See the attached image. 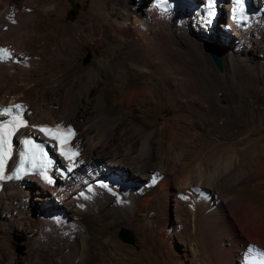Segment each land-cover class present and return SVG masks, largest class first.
Returning a JSON list of instances; mask_svg holds the SVG:
<instances>
[{
	"label": "rangeland",
	"instance_id": "rangeland-1",
	"mask_svg": "<svg viewBox=\"0 0 264 264\" xmlns=\"http://www.w3.org/2000/svg\"><path fill=\"white\" fill-rule=\"evenodd\" d=\"M96 1L99 0H56V7L50 16L47 17L46 14L42 16L39 13L33 16L27 15L25 19L29 28L28 31L27 28L23 31L25 37L20 47L14 48L8 43L12 35L11 38H9L10 34L4 35L5 25H1L0 52L3 54L0 53V56L8 62L13 60L16 63L13 66L20 69L15 80L9 75L7 85L14 86L17 92H22L30 99L46 88L55 98L59 97L58 106L61 108L68 88L74 85V75L81 74L84 78L85 70L98 64L100 57L109 47V43L105 41V35L109 32L107 26L102 29L103 32L101 30L91 35L85 30L91 16L90 8ZM148 2L146 0L147 4L150 3ZM256 2L259 9L264 4V0H256ZM1 4V15L11 14L14 10L16 12L29 10L31 5L40 12L42 9L40 0L33 2L32 0H1ZM100 6L103 12L112 7L109 0H104ZM262 10L264 13V8ZM197 12L199 11L196 10ZM190 15L188 16L193 18L192 24H197V27L204 32L205 30L194 18L195 13ZM18 19L21 21L22 18L16 15L15 20ZM93 21L102 22L98 17H94ZM72 26L75 34L74 31L64 29ZM219 26L220 24L215 29L221 30ZM235 30L231 26L230 38H228L231 44L233 41L236 44L240 42L237 35L232 34ZM260 33L262 42H259L251 53L255 57L254 60L261 64V71H257L253 79L247 83L238 80L231 85L229 81L224 80L220 87L212 83L213 92L219 97L216 95L215 100H211L208 105L200 104L192 89H188L187 93L178 95V103L168 102L167 98L159 104L149 101L150 107H144L142 109L145 111L141 110L136 114L127 112L123 108L111 107L117 130L116 143L119 146L117 158L128 165L122 164V169L116 171L109 170L115 174H122V180L104 181L113 185L130 184L134 193L137 191L139 196H148L157 200L154 205L150 204L146 206L147 208L138 210H135L136 207L133 205L127 214H124L117 205V196L109 195L102 198L97 212H87L88 214L81 216L77 214L76 202L71 195L75 194L76 189L81 192L86 188L85 183L74 186L76 182L69 181L68 185L64 184L68 191H60V196L54 195L59 202L51 200L50 209L60 213L61 221L67 219L70 221L74 234L78 232L76 231L78 228L73 230L75 226L79 227L81 232H85L86 237L89 238L85 252L75 253V246L79 251V244L75 242L74 234L71 235L72 237L64 234L42 237L38 240L37 237H40L42 231L39 222L29 226L27 219L14 218L7 221V225H3L5 230L0 235V264H8L11 261L14 264H216L211 250L217 247V243L222 244L224 249L223 243L228 247L231 240H235L237 244L233 250L234 264H246L245 254L250 253L249 249L264 255V33L262 32V35ZM8 52L10 55L7 56ZM120 57H116L117 60L121 59ZM50 58L61 59L54 60L56 63L51 67L53 60ZM9 66L12 64L9 63ZM67 67L69 69L63 75L61 70ZM215 69L218 73L222 72L216 67ZM112 82L109 77L106 80L101 79L100 89L104 84ZM239 92L244 94L234 95ZM5 93L6 84L0 88V98ZM98 93L97 88L89 96L86 115H93L92 107ZM107 95L110 98V106L115 105L121 97L110 88ZM21 102L25 103L23 100ZM204 108L208 110L205 111ZM61 116L65 115L61 113L60 118ZM120 120L122 124L117 125ZM69 123H73L78 132L81 131L79 120L78 122L71 120ZM134 125L143 127L150 133L153 141H156L150 146L149 153H151L146 156L143 166L135 164L130 158L131 155L138 153L142 143L135 133ZM81 136L85 143V135L81 133ZM128 140L134 143L131 155H125L122 151L121 145ZM225 156L231 161L229 166L232 171L239 176H244L249 171L259 173L256 177L244 181L224 183L218 189L217 195L226 208L233 211L227 216L236 224L237 233L234 234L229 232L224 234V229L218 230L205 222V211L208 206L198 191L193 194L194 201L200 203L196 208L195 220L190 209V203L193 201L188 197L189 192L183 191L180 182L197 167H202V170L208 174L219 175L222 166L213 165L212 161ZM101 157L112 159L113 154L109 152ZM104 158L98 159L104 160ZM91 163L94 161L87 163L85 167L88 173L104 169L99 162L92 165ZM157 167L167 169L170 179L168 189L159 186L152 188L154 177L157 176L155 173ZM100 172L103 173L105 170ZM81 175L78 176V180H81ZM35 197L36 195L33 194L30 202L37 206L39 212L40 205ZM243 207L250 208L253 214L242 217L240 211ZM102 210L107 212L105 220L99 216ZM210 238L216 240L213 242ZM239 245H245L246 248L242 249ZM216 253L219 254V250Z\"/></svg>",
	"mask_w": 264,
	"mask_h": 264
},
{
	"label": "bare ground",
	"instance_id": "bare-ground-1",
	"mask_svg": "<svg viewBox=\"0 0 264 264\" xmlns=\"http://www.w3.org/2000/svg\"><path fill=\"white\" fill-rule=\"evenodd\" d=\"M103 1L99 0L92 4L90 8L92 17L90 16L85 30L91 35L92 33L100 32L107 26L109 32L105 35V41L109 43V47L107 46L108 48L104 55L100 57L98 64L85 70L86 76L84 78L81 74L74 75V85H71L72 87L69 86L70 88L67 87L68 90L62 107L58 106L59 97L55 98L46 88L36 97L30 99L26 98L22 92H17L14 86L7 85L9 75L16 79L20 69L13 66V64H16L13 60L5 61L7 59L3 58V56H0V88L6 84V95L4 94L0 98V104L17 102L15 107L20 109L22 107L20 102L22 100L25 101L32 124H39L45 120L59 119L61 113L65 116H61L60 119L67 120V122L71 120L78 122L79 120V129L81 131H77L74 142L80 147L82 156L104 158L101 157L103 154L112 152V159L105 157L104 160L101 159L102 161H99L100 166L104 167V170L112 169L116 171L122 169V164L128 165L124 164L121 159L119 160V157L117 158L119 146L116 143L117 130L111 107L123 108L127 112L136 114L140 113L143 110L142 108L148 107L149 101L159 104L165 101L164 98H167L168 102L178 103V95L187 93L188 89H192L200 104L208 105L211 100H215L217 95L216 92H213L212 83L219 87L223 85L224 80L229 81L231 85H234L238 80H243L247 83L253 79V75H256L257 71H261V64L254 60L255 57L251 52L255 50L254 47L259 42H262L259 33H264V13L262 10L264 4L261 6V11L255 13L248 26L235 30L240 42L236 44L233 41L231 44V40H228L227 32L222 33L221 30H216L217 23L215 24L216 29L214 27V29L202 32L197 27V24H192L193 18L188 16L190 12L186 10L177 9L171 13L163 14L157 11L151 3L147 4L146 0H109L112 7L103 12L100 6ZM0 6H2L1 0ZM28 6L30 7V5ZM40 7L42 8L41 12L31 5L29 10H21L19 12L15 10L11 12L10 10L11 14L6 12V14H0V26L5 25L3 34H10L9 38L12 35V39L8 42L11 46L14 48L20 47L23 43V37H25L23 31L27 28L25 17L29 14L33 16L35 13H39L42 16L45 14L47 17L50 16L56 7V0H44L43 2L40 0ZM12 14L13 16H10ZM16 15L21 16V21L20 19L15 20ZM94 17H98L102 22H94ZM73 27H71L72 29L68 27L64 29L74 31L73 34H75ZM28 28L26 31H28ZM225 29L229 31L231 26L227 24ZM208 44L215 47L222 59L223 68L220 73L216 71L212 63ZM116 57L121 59L117 60ZM50 59L53 60L52 67L56 63L54 60L60 61L61 58ZM9 63L12 66H9ZM68 69L67 67L61 70L63 75L67 73ZM5 76L7 77L5 78ZM108 77L113 82L104 84L103 88L100 89L99 83L101 79L106 80ZM97 88L99 93L96 95L97 100L92 107L93 115H86L89 96ZM108 88L115 91L116 95L121 96L113 106H110V98L107 95ZM240 94L243 95L244 93L239 92V94L235 93L234 95L239 96ZM204 110L207 111L208 109L204 108ZM241 110L243 109L241 108ZM120 124H122L121 120L117 125ZM134 128L136 135L142 142L140 150L136 155H131L134 143L128 140V142H124L121 145L122 151L125 155H131L130 158L135 164L143 166L146 156L151 153H149L150 146L156 141H153L150 133L143 127L134 125ZM81 133L86 137L85 143ZM227 157H218L212 161L213 165L222 166L219 175L208 174L202 170V167H197L194 172L192 171L193 173L186 175L180 182L183 191H188L190 194L188 197L193 201L190 203V209L195 220L196 208L200 203L194 201L193 194L198 191L204 203L208 206L205 211V222L210 223L213 228L218 230L224 229V234L228 232L234 234L236 232V224L231 222L227 216L230 211L231 213L233 211L231 209L228 210L220 196L217 195L218 189L224 183L244 181L256 177L259 173L257 171H249L244 176H239V174L232 171L231 166H229L231 161ZM156 169L155 173L157 176L154 177L152 188L159 186L162 189H168L170 179L167 175V169L165 167H157ZM143 172L145 171L143 170ZM85 180L88 181L89 177H85ZM48 190L47 187L31 179L25 184L16 182L5 183L0 190V235L5 230L3 225H7V221L19 218L27 219L28 223H30L29 226L34 222L41 224L42 231L41 235L39 234L40 237H37L38 240L42 239V237L47 238L64 234L72 237L74 232L71 230L72 225L70 221H67L68 219L57 223H53L50 219L51 209L49 207L51 198ZM63 191L67 192V187ZM118 191L119 193H117ZM136 192L134 193L130 184L122 186L103 181L102 183L90 185L88 189L84 188L81 192L76 189L74 191L75 194L71 195V197L75 199L77 214L81 216L89 212H95L102 198H106L109 195L117 196V205L120 212L124 214H127L129 208L133 205L136 207L135 210H138L157 201L148 196H139ZM33 194L36 195L35 199L40 205L39 212L36 209L37 206L30 202ZM58 195L60 196V194ZM244 207L240 211L242 217L245 218L253 214L250 208ZM99 214L103 220L107 217V212L104 210ZM77 228L79 229V227L75 226L73 230ZM78 229L76 230L78 232L74 234V240L79 244V251L76 250V246L74 250L76 254H83L88 247L89 238L86 237L84 231L81 232L82 230ZM211 244L213 245L212 242ZM223 245L224 249L222 244L219 245L217 243V247L211 250L216 260L215 263L234 264L235 254L233 250L237 246L235 240H231L228 247L224 243ZM240 247L242 249L246 248L245 245ZM218 250L219 254L216 253ZM249 251L250 253L245 254L246 264H264V255H260V252L257 254V252H253L250 249ZM8 264H14V262L11 261Z\"/></svg>",
	"mask_w": 264,
	"mask_h": 264
},
{
	"label": "water",
	"instance_id": "water-1",
	"mask_svg": "<svg viewBox=\"0 0 264 264\" xmlns=\"http://www.w3.org/2000/svg\"><path fill=\"white\" fill-rule=\"evenodd\" d=\"M208 49H209V52H210V55H211V58H212V61H213V64L215 65V67L218 69V70H222L223 68V63H222V59L220 57V55L218 54L217 50L215 49V47L211 44H208ZM127 233H129L128 230H126ZM122 237V236H121ZM131 238V237H130ZM124 239V238H123Z\"/></svg>",
	"mask_w": 264,
	"mask_h": 264
}]
</instances>
